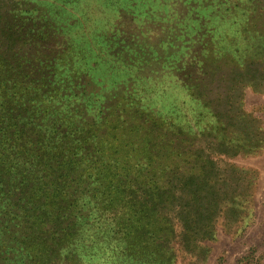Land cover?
I'll return each mask as SVG.
<instances>
[{"label": "trees", "instance_id": "1", "mask_svg": "<svg viewBox=\"0 0 264 264\" xmlns=\"http://www.w3.org/2000/svg\"><path fill=\"white\" fill-rule=\"evenodd\" d=\"M179 1L251 20L263 4ZM27 4L0 0V264H81L103 248L127 264H174L175 244L212 240L217 217L237 212L223 157L257 144L213 136L226 124L205 102L210 128L201 109L187 126L132 98L105 105L46 55ZM226 57L189 59L191 97Z\"/></svg>", "mask_w": 264, "mask_h": 264}, {"label": "rangeland", "instance_id": "2", "mask_svg": "<svg viewBox=\"0 0 264 264\" xmlns=\"http://www.w3.org/2000/svg\"><path fill=\"white\" fill-rule=\"evenodd\" d=\"M20 1V9L29 3L24 9L34 11L46 55L105 105L132 98L143 111L187 126L201 109L208 128L212 110L226 124L213 136L257 144L223 157L230 165L228 205L235 203L237 212L217 217L215 237L196 251L179 244L173 250L174 264H264V0L253 20L238 19L241 10L235 16L233 8L219 10L218 1L209 10L179 0ZM210 54L227 57L206 69L210 76L196 96L201 101L188 91L186 67L192 56ZM111 257L103 248L81 264H127Z\"/></svg>", "mask_w": 264, "mask_h": 264}]
</instances>
